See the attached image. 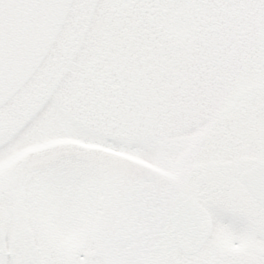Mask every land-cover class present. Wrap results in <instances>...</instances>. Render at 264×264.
Segmentation results:
<instances>
[{"label":"snow or ice","instance_id":"snow-or-ice-1","mask_svg":"<svg viewBox=\"0 0 264 264\" xmlns=\"http://www.w3.org/2000/svg\"><path fill=\"white\" fill-rule=\"evenodd\" d=\"M0 264H264V0H0Z\"/></svg>","mask_w":264,"mask_h":264}]
</instances>
